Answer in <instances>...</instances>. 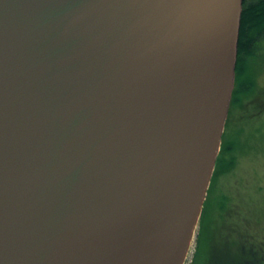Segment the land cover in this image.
I'll return each mask as SVG.
<instances>
[{
	"label": "water",
	"instance_id": "water-1",
	"mask_svg": "<svg viewBox=\"0 0 264 264\" xmlns=\"http://www.w3.org/2000/svg\"><path fill=\"white\" fill-rule=\"evenodd\" d=\"M243 3L0 0V264H185Z\"/></svg>",
	"mask_w": 264,
	"mask_h": 264
},
{
	"label": "flooded vegetation",
	"instance_id": "flooded-vegetation-1",
	"mask_svg": "<svg viewBox=\"0 0 264 264\" xmlns=\"http://www.w3.org/2000/svg\"><path fill=\"white\" fill-rule=\"evenodd\" d=\"M247 37L244 38L241 46L243 79L237 98L241 102L236 104L237 111L230 117L234 99V95H232L228 115V119L232 120L231 131L234 130L233 116H238L244 107L249 110L256 109L257 121L260 120V125L264 123V38L254 41L253 36ZM251 73L253 77L250 75ZM248 76L251 79H248ZM254 87V93L251 95ZM260 129L263 131L264 125ZM225 131H227L226 126ZM230 176L228 174L221 175L214 185L212 178L194 237V248L192 251L190 249L185 264L264 263V254L262 255L264 238L261 235L262 231L259 230L264 227L262 218L253 219L250 205L241 199L240 192L231 190L233 185L230 183L232 184L233 181H229Z\"/></svg>",
	"mask_w": 264,
	"mask_h": 264
},
{
	"label": "rangeland",
	"instance_id": "rangeland-1",
	"mask_svg": "<svg viewBox=\"0 0 264 264\" xmlns=\"http://www.w3.org/2000/svg\"><path fill=\"white\" fill-rule=\"evenodd\" d=\"M256 86L257 84L255 87ZM255 87L251 95H253ZM256 111V109L251 108V110H249L244 107L238 116H233V135L229 134L230 136L228 137L229 140L233 139L236 144L233 154L237 158L235 168L232 172L228 173V175H231L229 181H233L232 184L230 183L233 187L230 188L232 191L235 190V192H240L239 195L241 199L245 201L246 204L250 205L253 211V219L261 217V206L256 204L255 201L259 196L262 198V194H258L257 192L262 188V190H264V130L261 131L260 129L264 123L260 125V120L257 121L255 117ZM254 135L256 136L255 141L258 140L256 144L250 141ZM259 230L262 231L261 235L264 238V227ZM259 237L261 236L259 235ZM193 248L194 242L191 251ZM263 254L264 251L262 252V255Z\"/></svg>",
	"mask_w": 264,
	"mask_h": 264
},
{
	"label": "trees",
	"instance_id": "trees-1",
	"mask_svg": "<svg viewBox=\"0 0 264 264\" xmlns=\"http://www.w3.org/2000/svg\"><path fill=\"white\" fill-rule=\"evenodd\" d=\"M249 36H253V40H259L264 38V0H244L243 3V14L241 18V30H240V40H239V48H238V60H237V66H236V77H235V84L236 89L233 92V103H232V110L231 115H234L237 111L236 104H239V97L238 90L242 84L243 79V72H242V61H243V55H242V49L241 46L243 44L244 38H248ZM252 76V73L250 74ZM253 77V76H252ZM248 79H251L250 76H248ZM239 110V109H238ZM232 127V120L228 119L226 124V130L223 135V144L221 148L220 155L218 157L217 165H216V171L213 177V185L216 184L217 180L221 177V175L232 172L237 164V158L233 154L235 152V142L233 139L229 140V134L233 135V130L231 131ZM231 132V133H230ZM256 136L254 135L250 141L253 143H257ZM263 189V188H262ZM260 189L258 191V194H262V198L259 196L257 200L255 201L256 204L261 206V218H262V224L264 225V190ZM254 202V203H255ZM264 264V263H263Z\"/></svg>",
	"mask_w": 264,
	"mask_h": 264
}]
</instances>
